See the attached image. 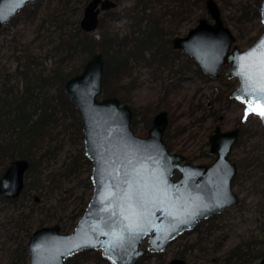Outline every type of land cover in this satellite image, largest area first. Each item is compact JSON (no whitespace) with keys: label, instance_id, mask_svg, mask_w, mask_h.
Returning a JSON list of instances; mask_svg holds the SVG:
<instances>
[{"label":"rangeland","instance_id":"374dc122","mask_svg":"<svg viewBox=\"0 0 264 264\" xmlns=\"http://www.w3.org/2000/svg\"><path fill=\"white\" fill-rule=\"evenodd\" d=\"M88 1L66 0L64 3L62 0L60 3L59 0H41L34 20H28L18 12L15 15L16 19L14 17L5 23L7 29L0 32V71L14 70L16 59L11 53L17 42L29 46L33 53H38L42 57L43 64L51 66L54 57L50 51L53 44L50 38L56 39L60 29L73 28L76 20L80 22ZM115 1L117 5L100 12L99 19H102L106 27L122 36L128 33L136 22L133 16L143 15L142 9L148 2ZM216 2L220 7L224 24L235 37L231 48L236 44L240 49H245L262 33L264 26L259 11L261 0ZM158 6L159 2L154 1L152 7L157 9ZM46 7L67 19L64 25L61 24L62 27L59 26V20L50 21L48 17V21L45 20L43 26L38 27ZM147 7L145 15L151 10V6ZM203 16L213 21L206 10L205 0L203 6H194L188 18L173 23L172 29L177 24L178 28L174 34L164 33L165 36L160 40L162 45L171 46L173 36L185 35L197 24L199 17ZM162 22L163 30L167 31L169 17L163 18ZM98 30L99 25L93 30L97 38ZM166 37L170 42L169 40L165 42L168 39ZM152 50L146 51L145 57H150ZM173 50L179 51L173 68L177 69L183 64V68L188 66L187 69L175 72L168 64L158 59H152V64H147L132 58L130 74L122 76L119 81L125 90L119 93L125 97V101L118 95L111 96H117L121 104L127 103L131 107L133 113L131 127L141 136L147 135L154 114L166 109L168 124L163 139L171 152L184 154V161L191 163H210L214 159L215 153L209 152L208 139L216 125L222 130L239 127L238 139L229 154L238 166L232 186L239 196V201L220 213L199 219L194 227L180 233L160 251L152 249L148 237H145L141 245L147 252L134 264H168L172 257L180 255L186 259L187 264H224L230 262L228 259L235 254L233 251L243 252L246 248L249 253L242 259L241 264H257L261 254L259 249L261 247L263 250L264 239V170L254 169L252 158L264 160V126L259 115L254 112L249 111L248 115H245L249 108L246 100L241 102L231 97L230 93L238 86L239 79L235 75H229L230 63L220 66L218 76L212 77L197 70L198 65L183 49ZM127 84L125 89L124 86ZM104 96L107 95L102 89L97 98L102 99ZM148 119L149 125L146 126ZM53 131L55 132L50 141L44 142V146L40 147L43 150L36 152V167L27 176L35 185L32 186L30 194L23 199L25 205L33 206L34 211L31 215L16 223L14 218H11L17 213L15 204L0 201V264H9L10 252L18 246L21 249L27 243L28 232L31 234L39 227L41 219H46L43 225L58 223L63 232L73 230L83 213L77 219L76 217L82 207H86L92 194L90 179L92 162L85 154L82 126L81 133L70 124L66 127L58 125ZM46 146L49 149L47 152ZM85 158L90 160V164ZM73 160L77 162L76 168L69 170L68 167ZM1 168L0 163V171ZM179 174V170H176L173 177ZM62 226H65L64 229ZM244 241L250 242L246 245ZM65 261L66 264L67 260ZM93 261L90 258L88 264L110 262L108 259L97 263ZM29 262L30 258L25 249L24 259L19 264Z\"/></svg>","mask_w":264,"mask_h":264},{"label":"water","instance_id":"95a60500","mask_svg":"<svg viewBox=\"0 0 264 264\" xmlns=\"http://www.w3.org/2000/svg\"><path fill=\"white\" fill-rule=\"evenodd\" d=\"M36 1L0 0V28ZM116 5L115 0H89L79 22L81 28L93 31L100 12ZM205 7L213 21L199 17L185 35L172 37V47L183 49L212 77L218 76L220 66L230 63L229 75L239 79L231 97L246 100L258 112L264 105V99H258L264 95L259 91L264 81L259 80L255 65L262 58L259 50L264 47V27L245 49L236 44L231 48L235 37L224 24L218 3L205 0ZM259 11L264 26V0ZM104 62L102 51L92 53L83 69L64 83L77 107L85 154L92 162V194L73 230L63 232L54 223L31 233L27 241L29 264H65L73 252L94 248H100L112 264H134L147 252L141 245L145 237L152 249L160 251L199 219L238 202L232 189L236 163L228 154L238 139L239 127L222 130L216 125L208 139L210 152L217 154L210 165L184 161L185 155L171 152L163 139L168 124L166 109L154 114L147 135L141 136L131 127L133 113L127 103L121 104L117 96L97 98L103 89ZM249 73L250 81L246 79ZM259 117L264 126V118ZM28 167L26 157L10 161L0 176V195L18 197ZM176 170L180 174L173 177ZM168 264H186V260L173 257ZM259 264H264V252Z\"/></svg>","mask_w":264,"mask_h":264},{"label":"trees","instance_id":"16d2710c","mask_svg":"<svg viewBox=\"0 0 264 264\" xmlns=\"http://www.w3.org/2000/svg\"><path fill=\"white\" fill-rule=\"evenodd\" d=\"M40 1L28 3L18 12L28 20H34L37 17ZM61 1L59 0L60 3ZM154 1L159 2L157 9L152 7ZM65 2L66 0H64ZM146 2L148 4L142 9L143 15L133 16L136 24L134 23L130 31L122 36L117 31L106 27L102 23V19H99L98 23V38L94 36L93 31H84L77 20L73 28L64 29L63 27L60 29L56 39L50 38L53 43L50 51L54 57L51 66L43 64L42 57L38 53H33L29 46L19 42L15 43L11 53L16 59L15 68L13 71H7L4 77L9 79L10 75L15 74L17 78L20 76L19 80L23 79L22 87H15V89L13 84L4 87V92L0 97V161L2 163L19 156L27 157L30 160L28 176L30 171L36 167V152L43 150L40 148L44 146L43 143L49 142L53 137L54 127H58V125L66 127L70 124L75 127L77 132L81 133L82 123L77 107L66 92L64 83L67 77L83 69L92 53L100 50L105 57L104 93L106 95H118L120 98L122 95L119 92L124 89L119 81L131 70L130 61L132 58L147 64H152V59H158L162 63L168 64L170 69L175 72H181L188 68V66L183 68V64L177 69L173 68V64L179 57V51L173 50V47L167 46V44L163 46L160 40L166 32L174 34L178 24L172 29L173 23H179L188 18L194 10V6H203L204 0H166L164 2L163 0H147ZM147 6H151V10L145 15ZM256 12L259 14L258 11ZM60 15L53 13L50 7H46L38 27L43 26L45 20L48 21V19L54 22L59 20V26L62 27L61 24L64 25V21L67 19L60 17ZM165 17H169L170 21L167 25V31L163 30L164 27L162 26V20ZM5 29L7 26L1 27L0 32ZM168 40L170 42L169 38L165 42ZM148 50H152L151 56L145 57V52ZM197 70L202 73L198 66ZM3 84L6 86L7 81H3ZM126 86L128 84L124 86L125 89H127ZM9 93L11 94L9 95ZM122 99L125 101V97ZM68 117L70 119H67ZM145 125H149V119ZM48 150L46 146L45 152ZM252 159L254 169L261 168L264 170V160ZM85 160L90 164L88 158ZM76 164V160H73L68 169L74 170ZM3 165L6 167V163ZM33 184V180L28 178L24 190L28 186H35ZM24 190L23 192H25ZM20 198L13 200V202H18ZM0 200L11 202V199L2 196H0ZM31 207L33 209V206ZM84 209L82 207L76 219L83 213ZM44 221L46 219H41L39 224L42 225ZM64 227L62 226V229ZM15 251L17 248L14 249ZM23 251L25 252L24 246ZM19 253L17 252L15 255L17 260ZM90 258L94 260V263L107 260L99 248L80 249L67 257L66 264H88ZM108 264L112 263L109 262Z\"/></svg>","mask_w":264,"mask_h":264},{"label":"flooded vegetation","instance_id":"af4514ba","mask_svg":"<svg viewBox=\"0 0 264 264\" xmlns=\"http://www.w3.org/2000/svg\"><path fill=\"white\" fill-rule=\"evenodd\" d=\"M29 3H34V2H29ZM104 11V10H103ZM102 12V11H101ZM18 13V12H17ZM15 17V16H14ZM13 17V18H14ZM100 17V16H99ZM12 18V19H13ZM10 22V21H9ZM4 25H2L1 27H3ZM4 70V69H3ZM7 71H10L9 69H7L6 71H0V97H1V94H3V92H4V90H3V88L4 87H9V85H11V84H13V87L15 88H20V87H22V79L23 78H21V80H19L20 79V76L17 78L16 76H15V74H12V75H10L9 76V79H6L4 76H5V73L7 72ZM3 81H7V85L5 86L4 84H3ZM15 88V89H16ZM11 93H9V95H10ZM108 96V95H107ZM233 146V145H232ZM232 149V148H231ZM209 152H210V143H209ZM231 152V151H230ZM210 153H213V152H210ZM230 154V153H229ZM229 154H228V156H229ZM216 156H217V154L215 153V157H214V159L210 162V163H197V164H206V165H210L214 160H215V158H216ZM21 156H19V157H15V158H13V159H16V158H20ZM27 158V157H26ZM229 158L231 159V157L229 156ZM13 159H11V160H9V161H5L4 163H2V161H0V163L2 164V168H1V171H0V176L4 173V171H5V169L7 168V166H8V164L10 163V161H12ZM28 160H29V158H27ZM231 161H233L232 159H231ZM233 162H235V161H233ZM5 163H8L7 165H6V167H4V165L3 164H5ZM192 164H196V163H192ZM29 166H30V160H29ZM236 167H238V166H236ZM29 168V167H28ZM28 170V169H27ZM26 170V171H27ZM28 179V177H27V172L24 174V187H23V189H22V191H21V193H20V195L18 196V197H16V198H8V197H5V196H2V195H0V196H2V197H5V198H8V199H11V202L10 203H12V204H15V206H16V210H15V212H17L16 213V215L15 216H13V217H11V218H14V220H15V222L16 223H18L20 220H25V217L26 216H29V215H31V213L34 211V209H32V207L30 206V205H25V200H23V199H25V197H27L29 194H30V192L32 191V186L30 187V186H28V188L26 189V190H24L25 189V187H26V180ZM233 179L234 178H232V185H233ZM232 189H233V186H232ZM23 190L25 191V192H23ZM234 191V190H233ZM22 192H23V194H22ZM235 192V191H234ZM238 196V195H237ZM19 197H21L20 198V200L18 201V202H16V203H14L13 202V200H17ZM0 201H2V200H0ZM238 201H239V196H238ZM236 203H238V202H236ZM235 203V204H236ZM235 204H233V205H231V206H229V207H227V208H230V207H232V206H234ZM227 208H225V209H227ZM225 209H223L222 211H224ZM222 211H220V212H222ZM220 212H217V213H220ZM217 213H214V214H217ZM213 215V214H212ZM211 216V215H210ZM44 224V223H43ZM43 224L42 225H40V226H43ZM54 224V223H53ZM50 225V224H49ZM39 226V227H40ZM38 228V227H37ZM34 231V230H33ZM32 231V232H33ZM31 232V233H32ZM30 233L28 232V236L30 237V235H29ZM29 239V238H28ZM249 242L250 241H244V244H246V245H248L249 244ZM242 246V245H241ZM24 247H25V249L27 250V243H25V245H24ZM17 248V251H15L14 252V249H13V251H11L10 252V256H11V259H10V261H9V264H19L20 262H21V260H23L24 259V251H23V247L20 249L19 248V246L18 247H16ZM237 249H239V248H237ZM236 249V250H237ZM246 251H243V252H240V251H233V253H235V254H233V257L232 258H229L228 260H230V262H228L227 261V263H224V264H241L242 262V259H244L245 258V256H248V250H247V248L245 249ZM259 251L261 252V254H260V259H259V261L257 262V264H259V262L261 261V259H262V257H263V252H264V239H263V250H262V248L260 247V249H259ZM17 252H20L19 254H18V260H17V258L15 257V255H16V253ZM259 252L257 253V258L259 257ZM29 255V254H28ZM68 257V256H67ZM66 257V258H67ZM174 257H181V258H184V257H182L181 255L180 256H174ZM30 258V257H29ZM173 258V257H172ZM185 259V258H184ZM66 260V259H65ZM186 260V259H185ZM66 262V261H65ZM30 263V262H29ZM186 264H187V261H186Z\"/></svg>","mask_w":264,"mask_h":264},{"label":"snow or ice","instance_id":"6c2138e0","mask_svg":"<svg viewBox=\"0 0 264 264\" xmlns=\"http://www.w3.org/2000/svg\"><path fill=\"white\" fill-rule=\"evenodd\" d=\"M259 51L262 54V58H261L260 62L255 65V67L259 70V80L264 81V47H262ZM249 56H251V53L249 54ZM246 79L249 80V81L251 80V73H249L246 76ZM248 86L249 87H252V84L249 83ZM259 91L261 93H264V86H261V88L259 89ZM258 99H264V95L258 97ZM249 111H251V112H257V109H254V108L249 107L246 110V113H245L246 116L248 115V112ZM257 114H259L262 118H264V105H261L260 106L259 111L257 112Z\"/></svg>","mask_w":264,"mask_h":264}]
</instances>
